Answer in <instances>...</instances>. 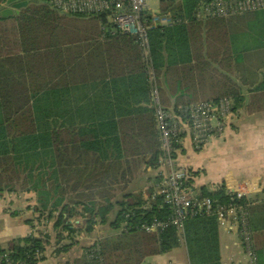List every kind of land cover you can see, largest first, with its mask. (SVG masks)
I'll use <instances>...</instances> for the list:
<instances>
[{
  "label": "trees",
  "instance_id": "1",
  "mask_svg": "<svg viewBox=\"0 0 264 264\" xmlns=\"http://www.w3.org/2000/svg\"><path fill=\"white\" fill-rule=\"evenodd\" d=\"M7 1L0 0V202L32 195L35 218L27 223L50 227L0 246L10 259L0 264H38L48 250L61 259L81 243L78 237L103 226L113 231L96 239L103 264H144L181 244L189 264H220L215 217L187 218L183 234L172 225L154 234L144 229L171 216L152 200L166 173L151 89L174 113L232 99L234 116L241 107L249 116L264 114V10L197 21L203 0L160 1L159 13L143 14L150 82L140 44L111 36L106 15L64 16L43 0L3 15ZM231 129L228 123L223 137ZM186 169L197 199L230 201L225 183L194 189L198 173ZM260 195L248 208L255 254L256 236H264L254 226L256 213H264V186ZM58 264L93 263L82 252Z\"/></svg>",
  "mask_w": 264,
  "mask_h": 264
},
{
  "label": "built area",
  "instance_id": "2",
  "mask_svg": "<svg viewBox=\"0 0 264 264\" xmlns=\"http://www.w3.org/2000/svg\"><path fill=\"white\" fill-rule=\"evenodd\" d=\"M150 0H43V4L54 12L64 16L92 17L106 15L112 27L110 35L126 34L140 44L142 56L146 62L145 75L154 82L153 70L150 66L149 44L147 39L148 21L143 20V14L149 12ZM174 2L176 0H157ZM264 10V0H203L194 15L195 20L229 19L251 12ZM151 13V12H149ZM152 14V13H151ZM153 15V14H152ZM156 22L150 27H157ZM151 101L155 107L154 119L159 132L160 150L163 153L165 176L161 178L152 197L160 199V204L166 206L171 216L167 222L154 220L150 227H145L148 233H158L168 225L175 226L183 234L185 220L189 217H215L219 224H226L227 229L236 232L247 264H256L253 231L249 223L248 208L251 205V194L254 193L249 182L225 187L229 202L213 204L209 199L199 200L188 187L190 171L179 167L175 162L177 145L188 139L194 151H201L209 141L221 139L225 127L234 118V102L232 99H222L217 102H198L179 108L176 113L164 110L158 101L157 89H151ZM257 188V187H255ZM254 188V189H255ZM1 203V202H0ZM149 208V207H146ZM28 211V210H27ZM25 217L35 218L33 205L29 206ZM128 217V216H127ZM38 231L44 235L49 232V225L35 222ZM127 224L122 223L119 232L126 231ZM78 237V240H82ZM96 239H88L87 249L83 254L87 261L93 264H103L100 248ZM53 251V250H52ZM50 250L45 254H51ZM43 256L37 252L35 254ZM0 260L8 262V253L0 254ZM11 264V263H7Z\"/></svg>",
  "mask_w": 264,
  "mask_h": 264
},
{
  "label": "crops",
  "instance_id": "3",
  "mask_svg": "<svg viewBox=\"0 0 264 264\" xmlns=\"http://www.w3.org/2000/svg\"><path fill=\"white\" fill-rule=\"evenodd\" d=\"M3 9H7V7H3ZM235 108L234 102V110ZM240 120H242V124L245 123L244 126L249 130L247 133L249 135L246 138L237 139V136L234 135V130L238 131L240 129ZM233 127L234 130H230L225 135L226 138L211 140L198 152L192 149L188 139H184L178 150L177 165L182 168L193 169L195 173H198V176L193 181L194 189L206 187L208 190H212L222 183H225L227 186H236L239 183L249 182L254 191L250 197L259 196L258 198L260 199L262 198L260 193L264 186L261 185L264 182V114L249 116L241 107L235 112ZM209 150L221 152L224 157H231L234 163L242 160L244 164L239 167L240 169L233 170L232 172L209 174L204 168V161L207 158L205 153ZM147 173L153 174L150 170ZM9 198L10 196L6 197L0 203V246H4L12 240L28 237L36 227L35 223L29 225L27 220L31 219L25 217L26 208H24V205L26 201V203L33 204L32 196L26 195L22 198L23 202H21V199L18 202L14 199L13 202L16 203L12 207L6 202ZM9 207L12 210L11 212L8 211ZM3 220H7L8 222L3 225L1 223ZM254 226L256 227V231L264 233V213L260 215L256 213ZM217 231L220 264H247L236 232L228 230L225 223H218ZM112 235L113 231L110 226L97 227L93 234L83 238L79 245L73 246L70 252L61 259L47 254L46 260L38 264H58L59 262L76 260L82 256V248L86 246L88 239H102ZM256 247V264H264V236H256ZM144 264H189V262L186 248L184 244H181L179 248L167 254L147 259Z\"/></svg>",
  "mask_w": 264,
  "mask_h": 264
},
{
  "label": "rangeland",
  "instance_id": "4",
  "mask_svg": "<svg viewBox=\"0 0 264 264\" xmlns=\"http://www.w3.org/2000/svg\"><path fill=\"white\" fill-rule=\"evenodd\" d=\"M40 2V0H31L30 3L31 4H38ZM180 3L179 0H176L174 2L175 6H178ZM148 8H149V11L152 13V14H156V13H159L160 11V1H157V0H150L148 3ZM178 4V5H177ZM4 8L7 7L6 5L3 6ZM168 22V21H166ZM232 124H233V121H232ZM240 129H238V131L234 130V135L237 136L236 138H246L249 134L248 133V129L245 128V123L242 124V120H240ZM231 131H233V129H231ZM247 131V132H246ZM246 132V133H245ZM226 138V137H225ZM207 158L205 159L204 161V168L205 170L207 171V173H223V172H228V171H233V170H238L240 169L239 167L242 166L244 164V161H240V162H237V163H234L233 159L230 157H224L223 154L221 152H214V151H208L205 153ZM204 154V155H205ZM148 172V171H147ZM143 182V181H141ZM140 182V183H141ZM144 183V182H143ZM144 185V184H142ZM140 185V186H142ZM240 186V185H239ZM259 186H261L259 184ZM144 186H142L141 188H139L138 190L142 189ZM252 189V188H251ZM26 195H20L19 197L18 196H14V195H11L10 198L8 199V204L9 206L12 207V205L16 202H13L14 199L18 201H20L19 199H21V202H23V197H25ZM32 196V195H31ZM5 200V199H4ZM3 200V201H4ZM32 201H33V196H32ZM25 202V201H24ZM27 202V201H26ZM25 202V205H24V208H26L25 210V213H29L30 215V211H29V206H32L34 204L32 203H26ZM11 204V205H10ZM28 210V211H27ZM9 212H11V208L9 207L8 209ZM12 213H16V212H12ZM30 216H27L26 218H29ZM8 221L7 220H3V222H1L3 225H5ZM35 231H38V229L35 227L33 229V232Z\"/></svg>",
  "mask_w": 264,
  "mask_h": 264
},
{
  "label": "water",
  "instance_id": "5",
  "mask_svg": "<svg viewBox=\"0 0 264 264\" xmlns=\"http://www.w3.org/2000/svg\"><path fill=\"white\" fill-rule=\"evenodd\" d=\"M28 0H8L6 6H10V8L4 9L2 12L3 15L11 14L12 11L15 12L16 15L19 14L21 9H24L28 6Z\"/></svg>",
  "mask_w": 264,
  "mask_h": 264
},
{
  "label": "flooded vegetation",
  "instance_id": "6",
  "mask_svg": "<svg viewBox=\"0 0 264 264\" xmlns=\"http://www.w3.org/2000/svg\"><path fill=\"white\" fill-rule=\"evenodd\" d=\"M11 7V5L10 6H8L7 8H10Z\"/></svg>",
  "mask_w": 264,
  "mask_h": 264
}]
</instances>
